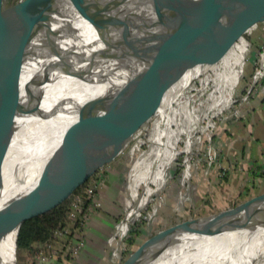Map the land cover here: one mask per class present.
Returning a JSON list of instances; mask_svg holds the SVG:
<instances>
[{"label":"bare ground","instance_id":"1","mask_svg":"<svg viewBox=\"0 0 264 264\" xmlns=\"http://www.w3.org/2000/svg\"><path fill=\"white\" fill-rule=\"evenodd\" d=\"M114 2H15L8 12L11 36L0 46V94H4L18 79L23 80L26 73L60 48L72 52H75V47L82 50L83 37L92 27L91 23ZM138 7L140 13L134 19L120 26L110 38L97 44L76 64L78 73L96 71L91 83L54 73L51 82L42 86L43 100L38 113L19 119V132L16 131L9 145L1 169L0 213L10 216L36 188L58 146L60 134L68 123L77 119L84 102L107 92L105 83H101L104 79L101 69L114 71L119 76L130 74L140 66L141 58L161 51H173L179 44H188L192 35L224 9L217 0H140ZM80 18L82 20L72 28ZM121 60L124 61L119 64ZM25 83L26 79L22 88ZM188 99L193 100V95ZM230 104L220 101L216 108L224 111ZM165 119L167 124L166 114L162 120ZM160 121L154 123L159 129L162 128ZM130 212L120 226L118 237H124L133 224L128 219ZM2 216L0 214V232L5 228ZM223 223L224 219L201 226L198 230L195 227L183 228L150 244L131 264H149L159 254L165 255L159 264H264V199L253 206L245 222L236 230L219 232ZM16 236L14 231L0 242V264H16Z\"/></svg>","mask_w":264,"mask_h":264},{"label":"water","instance_id":"2","mask_svg":"<svg viewBox=\"0 0 264 264\" xmlns=\"http://www.w3.org/2000/svg\"><path fill=\"white\" fill-rule=\"evenodd\" d=\"M9 1L5 0L1 8L0 46L7 42L12 32L8 19ZM139 1L115 0L106 12L91 23L92 27L83 37L82 50L75 47V52H72L60 48L25 74L23 88L20 78L4 94H0V173L19 119L38 113L41 107L42 86L51 82L54 73L91 83L96 71L78 73L76 64L97 44L110 38L120 26L134 19L140 13ZM217 1L224 9L193 37L189 36L188 44H179L173 51H161L141 58L140 66L125 76L101 69L104 75L101 83H105L107 92L84 102L77 119L68 123L60 134L58 146L36 188L10 216L0 213L5 221L0 242L16 231L17 252L19 232L26 221L45 215L68 201L94 175L119 160L147 125L160 119L163 126L166 121L162 120L164 115L172 113L200 77L210 73L237 52L240 46L248 48L264 37V0ZM159 158L160 152L153 160ZM263 199L264 188L249 192L215 214L199 218L193 215L141 242L127 256L122 250L126 236L119 237L121 250L116 264H131L150 244L183 228L195 227L198 230L201 226L224 219L219 232L236 230L245 222L253 206ZM138 202L139 199L134 208Z\"/></svg>","mask_w":264,"mask_h":264},{"label":"rangeland","instance_id":"3","mask_svg":"<svg viewBox=\"0 0 264 264\" xmlns=\"http://www.w3.org/2000/svg\"><path fill=\"white\" fill-rule=\"evenodd\" d=\"M4 1L5 0H0V11ZM19 1L23 0H10V7L15 2L18 3ZM81 20L82 18L76 20L72 28ZM56 37L57 35L53 39ZM263 38L264 37L256 40L248 47V67H250L249 65H253L252 61L258 56L259 47L255 45L262 42ZM246 69L247 68L244 70L243 76L246 73ZM201 84L197 82L195 90L192 92V102L183 101L184 103L182 106L177 107L173 122H168L161 129L155 126L154 122L147 125L133 144L135 151L132 152L129 149L117 160V163L122 162L124 167H126L123 178L124 184H126L122 186V197L124 198V201H122L123 205H118L120 208L119 212H114L112 217L110 216L111 221H113L115 225L122 219L123 214L131 206L137 194V192L131 191V186L133 184L131 172L133 166H135L134 161L137 162L138 160L152 156L155 146H158L157 143L161 138L164 143L165 139H167L166 142L168 143L169 141L171 143L170 149L175 151L174 158L170 165L164 171V175L160 177V179L164 181L162 186L158 188L153 182L148 184V186L156 190V192L155 195L151 197L143 213L141 212L139 218L133 223L128 237H131V234L136 231V241L134 245H129L124 241L122 246L124 256H127L141 242L154 236L163 229L184 222L193 215L199 218L215 214L249 193V191L241 194L224 193L217 185L215 189H213L214 187L211 189L210 185H208L206 189L203 184L207 183V181H211L212 184V181H221V179H223L218 173L223 171L222 167H224L228 155L220 147L219 141L221 140L222 134H219V128L222 127V122L229 110L221 115L218 114L220 110L218 108L208 109L207 105L209 106L212 102L211 100L207 101L208 94L212 91L214 83L209 80L205 85ZM242 85L243 77L240 78V85L236 88V95L240 93ZM243 89L241 94L245 91V88ZM205 116L207 117L205 118ZM209 119L211 120L210 125L213 124V128L212 125L207 128ZM203 127H206V130H204ZM202 131L204 132L201 133ZM165 147H167V145H165ZM137 149H139V151H137ZM158 164V161L153 160L152 169L154 170L157 168ZM189 164L190 168L188 167ZM138 166L140 167L141 165ZM107 168H104L103 171L110 170ZM204 171H207V173L209 172L205 182L203 181ZM106 176L107 180L104 182L103 188L111 181L110 175L108 176L107 174ZM187 183L191 187L190 193L189 191L186 192ZM142 188H144V186ZM101 190L102 192L100 194L103 196L104 189ZM139 191L141 192V189ZM181 197H184V200L181 201ZM190 197H192V202L189 200ZM105 206L106 200H104L101 207H99L100 210H103ZM108 206L107 208L110 209ZM107 243L111 242L99 243L97 245V249H103L102 251L99 250L96 252L98 253L97 259L95 258L98 260L96 264H116L117 256L115 251L112 249L111 244ZM27 258L26 252L17 253V264H25Z\"/></svg>","mask_w":264,"mask_h":264},{"label":"crops","instance_id":"4","mask_svg":"<svg viewBox=\"0 0 264 264\" xmlns=\"http://www.w3.org/2000/svg\"><path fill=\"white\" fill-rule=\"evenodd\" d=\"M263 43L264 38L262 42L255 46L260 48ZM246 49L247 48L240 46L237 52L227 57L210 73L198 79L201 81L202 85H205L209 80L214 83L213 92L210 97L212 102L209 107L216 108V103L220 101H222L223 104L227 103V105L231 103L232 92L237 86L242 73ZM249 66L250 67L247 66L246 73L243 76V85L240 89V93H238L235 102L227 112L222 122V127L219 128V134H222L219 144L228 155L227 161L224 167H222L223 171L218 173L223 179H221V181H212V184L211 181H207V183L202 182L206 189L208 185L211 186V189L213 187V189H215L217 185L224 193L241 194L243 192H252L264 188V96L256 95L248 103H245L241 107L238 106L241 92L244 90L243 88H246L248 85L253 71V65ZM193 89L194 87L191 88L190 93L185 95L184 102H190L188 98L192 91H194ZM179 103L180 102L177 104ZM180 106H182V103ZM173 111H175V109L172 110V113ZM172 113L166 114L169 123L174 120V113ZM206 117L207 116H205V118ZM154 123H156V121ZM166 144L165 153L163 157L160 158L159 166L156 170L152 169V162L155 154L138 160L137 162L134 161L135 166H133L131 172L133 182L131 191L137 192L134 201H136L140 195V188L147 186V191L137 204L136 210L130 212L128 219L131 223H134L139 218L141 212L143 213L145 209L144 204L150 201L151 195L154 193L153 189L150 188V186L148 187V184L153 182L160 188L164 183L160 177L164 175V171L170 165L175 155V151L170 149L171 143L168 141ZM138 165L141 166L139 167ZM107 167L106 168L110 170H104L103 172L105 175H110L111 181H109L105 188H103L104 184L101 187V189H104L103 196L100 194L102 192L101 189L98 194L101 203L106 200V209L105 207L103 210H100V208L92 209L86 230L83 233L86 246L81 251L80 256L76 258L66 257V249L59 247L58 253L56 254L57 258L45 264H96V262L98 263V260H96L98 253L96 252L99 250L102 251L103 249H97V245L104 242H111L107 244H111L116 256H118L117 235L121 232V227L119 226L113 229L115 223L111 221L110 218L114 212H119L120 208L118 205H123L122 201H124V198L122 197V186L126 184H124L123 180L126 167H124L122 162L117 163V161ZM203 174V181L205 182L209 172L207 173V171H204ZM190 188V185L187 183L186 192L189 191L190 193ZM182 200H184V197H181V201ZM189 200L192 202V197H190ZM107 206L110 207V209L107 208ZM164 256L165 255L161 254L157 255L149 264H159ZM29 260L30 259L27 258L25 264H28Z\"/></svg>","mask_w":264,"mask_h":264},{"label":"built area","instance_id":"5","mask_svg":"<svg viewBox=\"0 0 264 264\" xmlns=\"http://www.w3.org/2000/svg\"><path fill=\"white\" fill-rule=\"evenodd\" d=\"M248 50H249V48L246 49L245 59H243V67H242V73H241L240 78L243 77L244 70L248 66L247 63H249V56L247 57V55L249 54ZM257 55L258 56L256 57V59L252 61L253 71H252V74L250 76L248 85L245 88V91L240 96V100L238 102L239 107H241L245 103H248L249 101H251V99L256 95L264 96V43L258 49ZM197 82H199L201 84L200 80H198ZM197 82L193 86L194 87L193 90H195V86H196ZM239 85H240V79H239L237 86L235 87V89L232 92L231 104H230L229 108L232 106V104L235 102L236 97L238 96V94L236 95V88ZM213 86H214V84H213ZM212 92H213V89L208 94L207 101L210 100ZM183 101H185V97L180 101L179 104H177L175 106V108H174L175 111H176L177 107L181 105V103L183 104ZM207 108L208 109H216L215 107H209L208 105H207ZM229 108L225 109L224 111L219 110L218 114L223 115L227 110H229ZM175 111H173V113H175ZM210 122H211V120L209 119L208 123H207V128L211 125L213 128V124L210 125ZM165 125H166V123L163 126H165ZM203 129L206 130V127H203ZM203 132L204 131H202L201 133H203ZM141 133L142 132H140V134H138V136L141 135ZM138 136H136L134 142H132L131 146L129 147V149L132 152L135 151L133 144L135 143ZM166 143H167L166 139H165V143L163 142L162 138L159 139V141L157 143L158 146H155V150L153 152V155L155 154V156H156L160 152V156L163 157V155L165 153V148H166L165 145H167ZM161 145L163 146V148H161ZM158 147H159V149L157 150ZM137 151H139V149H137ZM189 168H190V166H189ZM106 178H107V176L104 174L103 170H101L100 172H98L96 175H94L89 180V183L86 187H84L80 192L73 194V196L70 199L69 209L67 212V221H66L67 223H66V225L55 229L53 231V233L51 234L50 238L47 241H45L44 243L39 245V247H38L39 250H38L37 254L33 257L32 260L30 259L29 264H45L48 262H52L55 258H57L56 254L58 253L59 247L66 249V251H65L66 257L76 258L80 255L81 251L86 246V241H85V238L83 237V233L86 230L87 222H88V219L90 218V215L92 213V209L94 210L96 208L101 207L102 203H101V200H99V198H98V194H99V191H100L101 187L103 186L104 182L107 180ZM140 189H141L140 195L143 193V191H144V193L142 196L139 195V197L137 198V200L139 199V202L143 198V196L145 195V193L147 191V189H145V190H143V188H140ZM153 191H154V193L151 195V197L153 195H155L156 190H153ZM134 200H133L131 206L128 208V210L123 214L122 219L115 225V227L113 229L123 225L127 214L130 211L135 210L134 205L137 202V200L136 201H134ZM148 202L149 201H147L144 204V207L147 206ZM132 225L133 224H131L129 226V230L125 234V236H126L125 241L128 238V235H129V232H130ZM76 230L79 232L81 231L82 235L78 238V241H75L73 244H70L68 241L71 238V236L74 235V232H76ZM118 239H119V237H118Z\"/></svg>","mask_w":264,"mask_h":264},{"label":"trees","instance_id":"6","mask_svg":"<svg viewBox=\"0 0 264 264\" xmlns=\"http://www.w3.org/2000/svg\"><path fill=\"white\" fill-rule=\"evenodd\" d=\"M88 183L89 181L75 193L80 192ZM70 199L51 212L28 220L22 225L17 239V253L26 252L27 257L31 260L33 259L39 250V245L47 241L55 229L66 225ZM81 235L82 232L76 230L68 242L73 244L75 241H78ZM135 236L136 231L125 242L129 245H134L136 241Z\"/></svg>","mask_w":264,"mask_h":264}]
</instances>
